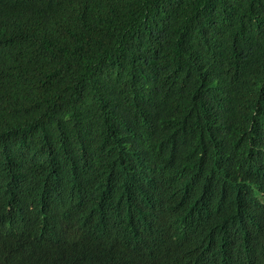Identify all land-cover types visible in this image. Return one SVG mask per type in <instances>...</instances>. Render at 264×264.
I'll list each match as a JSON object with an SVG mask.
<instances>
[{
    "label": "trees",
    "instance_id": "1",
    "mask_svg": "<svg viewBox=\"0 0 264 264\" xmlns=\"http://www.w3.org/2000/svg\"><path fill=\"white\" fill-rule=\"evenodd\" d=\"M257 121L264 0H0V264H264Z\"/></svg>",
    "mask_w": 264,
    "mask_h": 264
},
{
    "label": "clouds",
    "instance_id": "2",
    "mask_svg": "<svg viewBox=\"0 0 264 264\" xmlns=\"http://www.w3.org/2000/svg\"><path fill=\"white\" fill-rule=\"evenodd\" d=\"M255 139H254V145L251 149V151L255 149H259L253 153H251V157L253 159V163H245V160L241 162L239 169L237 170L240 172L242 176H246L250 171H253V175L251 176V180L255 179V174L254 172L261 171L264 169V123L262 121H257L255 123ZM250 152L248 151V154ZM248 156V155H247ZM224 158V156L222 155ZM256 179H261L264 180V174L261 176L256 177ZM138 190L136 193L133 195V199H128L130 202V206L127 208L128 212H130L132 216V220L128 223H125V229H127V232H130L133 226H139L142 228H150L151 230H154L157 232L158 226L161 224L162 219L165 218L166 216H172V214H168V202L166 199L165 195L161 194H155L154 196L146 195L145 194V188L144 185H137ZM264 188V186L258 187L255 182L252 183L251 188ZM241 196V201L238 203L242 206L243 208V213L247 214L249 213L252 209L253 206L251 205V201L246 198L245 195H240ZM204 201L207 200V197L205 195ZM189 203H190V197L185 198L181 200L180 202V214L184 217V221H188L187 225L185 228H188L189 226V220L192 219V214L190 216L189 213ZM234 222L231 217L229 220V223ZM264 233V226H263V231ZM261 232V233H262ZM260 232L256 231H251L249 230L246 235V240L254 237L257 234H260ZM152 233H149L147 235H151ZM229 237L232 239L233 235L232 233H228ZM153 235H151L152 237ZM261 239L264 238V234L260 237ZM176 238H174L175 240ZM186 238H179V244L185 241ZM138 245V244H135ZM142 245V244H141ZM209 244L208 246L211 248ZM215 247V245L213 246ZM250 250L255 251L254 248L251 246ZM212 248H211V253H212ZM262 253H264V245L260 247V255L255 251L252 255L257 256L261 258ZM204 256L205 260L209 259L208 258V251L205 248L204 251ZM188 261L193 262L194 259L192 257L188 258Z\"/></svg>",
    "mask_w": 264,
    "mask_h": 264
},
{
    "label": "bare ground",
    "instance_id": "3",
    "mask_svg": "<svg viewBox=\"0 0 264 264\" xmlns=\"http://www.w3.org/2000/svg\"><path fill=\"white\" fill-rule=\"evenodd\" d=\"M5 59V58H4ZM3 60V59H2ZM5 65V64H4ZM89 137V136H88Z\"/></svg>",
    "mask_w": 264,
    "mask_h": 264
}]
</instances>
